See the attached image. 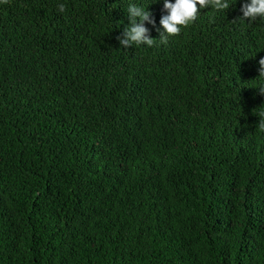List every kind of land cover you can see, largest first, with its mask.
I'll use <instances>...</instances> for the list:
<instances>
[{
    "label": "trees",
    "instance_id": "trees-1",
    "mask_svg": "<svg viewBox=\"0 0 264 264\" xmlns=\"http://www.w3.org/2000/svg\"><path fill=\"white\" fill-rule=\"evenodd\" d=\"M228 2L167 44L163 0L0 3V264H264V19Z\"/></svg>",
    "mask_w": 264,
    "mask_h": 264
},
{
    "label": "clouds",
    "instance_id": "clouds-1",
    "mask_svg": "<svg viewBox=\"0 0 264 264\" xmlns=\"http://www.w3.org/2000/svg\"><path fill=\"white\" fill-rule=\"evenodd\" d=\"M0 3L7 4L8 0H0ZM211 8L214 11L228 10L230 4L228 0H163V11L166 14L162 15L159 21L161 28H157L159 32V41L162 44H167L169 37L177 36L183 28H187L193 24L200 16L201 10ZM58 10L65 11V5L59 4ZM240 11L242 16L238 19L255 21L257 18L264 19V0H245ZM130 25L125 27L121 36H117L120 46L127 48L129 46L146 44L151 47L155 44L156 39L150 37V32L145 27V22L155 26V20L152 13L142 6L130 4L127 8ZM162 29V30H161ZM259 76H264V58L259 60ZM261 93H264V88H261ZM260 120L258 123L260 131H264V112L259 114Z\"/></svg>",
    "mask_w": 264,
    "mask_h": 264
}]
</instances>
